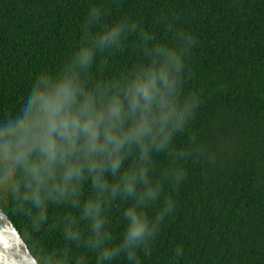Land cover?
I'll return each mask as SVG.
<instances>
[{"label":"clouds","instance_id":"1","mask_svg":"<svg viewBox=\"0 0 264 264\" xmlns=\"http://www.w3.org/2000/svg\"><path fill=\"white\" fill-rule=\"evenodd\" d=\"M108 15L91 6L62 66L36 75L0 117V200L23 218L30 264H89V256L92 264H144L176 208L166 187L182 183L183 165L198 154L195 135L177 144L202 103L186 88L196 37L172 19L168 36L156 41L134 18L104 23ZM133 35L141 57L126 70L94 79L98 57ZM118 203L117 239L109 214ZM53 206L76 214L61 220L65 247L47 250L32 236L49 223ZM73 247L83 254L73 255ZM184 256L175 247L170 264Z\"/></svg>","mask_w":264,"mask_h":264},{"label":"trees","instance_id":"2","mask_svg":"<svg viewBox=\"0 0 264 264\" xmlns=\"http://www.w3.org/2000/svg\"><path fill=\"white\" fill-rule=\"evenodd\" d=\"M93 5L107 9L104 23L134 18L156 41L168 36L172 19L197 39L186 88L202 103L177 144L195 135L198 154L183 165L182 183L166 187L176 208L144 264H170L177 246L185 256L175 264H264V0H0V117L36 75L62 66ZM140 57L133 35L98 57L92 77L119 73ZM0 207L31 251L23 218L6 200ZM122 207L109 214L117 239ZM75 214L51 207L49 223L32 241L47 250L65 247L61 220ZM81 254L73 247V255Z\"/></svg>","mask_w":264,"mask_h":264},{"label":"water","instance_id":"3","mask_svg":"<svg viewBox=\"0 0 264 264\" xmlns=\"http://www.w3.org/2000/svg\"><path fill=\"white\" fill-rule=\"evenodd\" d=\"M30 249L0 207V264H30Z\"/></svg>","mask_w":264,"mask_h":264}]
</instances>
